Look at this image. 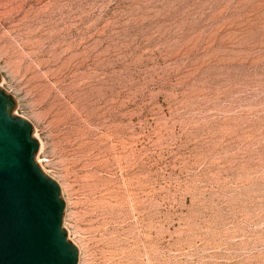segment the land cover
Listing matches in <instances>:
<instances>
[{
  "label": "rangeland",
  "instance_id": "1",
  "mask_svg": "<svg viewBox=\"0 0 264 264\" xmlns=\"http://www.w3.org/2000/svg\"><path fill=\"white\" fill-rule=\"evenodd\" d=\"M78 264H264V0H0Z\"/></svg>",
  "mask_w": 264,
  "mask_h": 264
},
{
  "label": "water",
  "instance_id": "2",
  "mask_svg": "<svg viewBox=\"0 0 264 264\" xmlns=\"http://www.w3.org/2000/svg\"><path fill=\"white\" fill-rule=\"evenodd\" d=\"M14 108V97L0 88V264H78V247L62 224L60 186L37 163L33 126Z\"/></svg>",
  "mask_w": 264,
  "mask_h": 264
},
{
  "label": "snow or ice",
  "instance_id": "3",
  "mask_svg": "<svg viewBox=\"0 0 264 264\" xmlns=\"http://www.w3.org/2000/svg\"><path fill=\"white\" fill-rule=\"evenodd\" d=\"M52 243H53V245H55V244L58 243V240H57V238H56L55 235H54V227H53Z\"/></svg>",
  "mask_w": 264,
  "mask_h": 264
}]
</instances>
